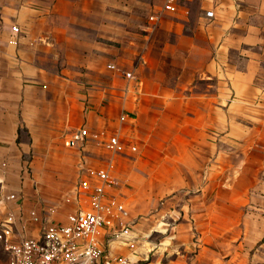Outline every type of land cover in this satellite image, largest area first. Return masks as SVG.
<instances>
[{"label":"crops","instance_id":"1","mask_svg":"<svg viewBox=\"0 0 264 264\" xmlns=\"http://www.w3.org/2000/svg\"><path fill=\"white\" fill-rule=\"evenodd\" d=\"M152 3L157 21L134 12ZM164 3L0 0V222L19 239L39 233L32 211L66 221L77 208L80 166L116 165L101 132L128 133L143 141L132 164L144 168L151 197L156 182L160 197L191 186L192 226L206 214L214 231L220 182L242 217L232 225L238 242L222 247L214 236L192 241L190 255L173 239L153 251L114 240L112 253L141 264H264V0H176L174 12ZM125 52L123 73L135 81L117 72ZM81 127L91 134L83 145H56ZM107 151L111 160L102 162ZM117 191L109 190L125 203ZM172 201L162 213H180Z\"/></svg>","mask_w":264,"mask_h":264},{"label":"built area","instance_id":"2","mask_svg":"<svg viewBox=\"0 0 264 264\" xmlns=\"http://www.w3.org/2000/svg\"><path fill=\"white\" fill-rule=\"evenodd\" d=\"M176 0H165L164 11L174 12ZM213 17V11H207ZM149 19L157 21L158 14ZM14 34L19 32L13 26ZM114 68V65L112 66ZM129 80H137L132 71L125 72ZM126 115H121L124 120ZM91 136L86 127L68 134L64 140L67 147L83 145ZM98 138V134L93 135ZM104 146L114 152L124 151L119 134L101 132ZM133 150L137 147L133 146ZM116 184L112 170L107 167H93L82 164L75 187L77 208L67 215L66 221L40 219L32 211L33 218L40 221L36 236L15 238L16 231L9 221L0 222V243L8 256V264H141L128 256L112 253L106 244L117 240L125 246L135 248V236L127 222L129 212L124 203L110 194ZM8 199H15L11 194Z\"/></svg>","mask_w":264,"mask_h":264},{"label":"rangeland","instance_id":"3","mask_svg":"<svg viewBox=\"0 0 264 264\" xmlns=\"http://www.w3.org/2000/svg\"><path fill=\"white\" fill-rule=\"evenodd\" d=\"M127 1L128 0H124V2L126 3ZM138 4L135 7L136 10L134 12L137 13V15L140 17L149 19L150 9H152L153 3L151 6L147 7L148 9L145 7L140 8L138 7ZM11 29H13V26L11 27ZM18 39L19 36L17 38L13 36L10 41L11 44H17ZM142 44L143 43L141 42V45ZM142 50L143 49H141V52H143ZM129 61L130 60L128 54L127 52H125V55H123V59L118 65L119 69L117 70V72H120V75H123L125 79L126 76L123 72L128 69ZM110 66L109 69L113 70L114 68ZM143 72L146 74V70H143ZM105 102H107V100ZM126 113L127 112H123L121 113V115ZM67 135L68 134L58 135L56 139V145L65 147L64 140ZM120 139L123 142L125 148L122 152L114 153L116 165L114 169H112V173L116 180V184L114 186H117V192L122 196L125 203L127 204L126 205L124 202L119 200L120 202L124 203L129 212L127 222L130 224V230L133 232L136 238V244L140 242L142 246V244L144 243L147 251L151 249L153 251V248L151 247L154 243H157L158 246L161 240L170 243L173 239L182 243L183 246L181 247V249H185V252L190 255L194 252L195 249H197V246L193 245L192 241H196L197 239L200 240L203 238V236L205 237V239H207L208 236H214L215 239H217V241H219V243L221 244V247L224 244H232L234 242H238V227H233L232 225L236 220L239 221V218L242 217V214L239 208L235 207L236 199L230 197L231 194L229 195V189L227 188V186H225V184L220 182L216 184L217 196L215 201L217 213L215 219V230L211 231V228L208 227L206 214L201 215V227L197 229L191 224L192 214L190 210L193 202L191 198V194L193 193L192 187L189 186L177 188L173 193H170L169 195H166V191L164 190V196L160 197V183L152 182V187L153 189L157 188L156 190L158 192V195L151 197V187H149V185L145 182L146 173L144 171V168L134 166L132 164V161L136 160V156L140 152V146H142L143 141L140 138L138 139L132 137L128 133L121 135ZM218 140L219 139H217V141ZM133 146H136L138 148L136 150H133ZM109 151L107 152L109 153ZM108 153H102V155H100L99 158L102 160V162H108L111 160V152L109 154ZM233 160L238 161V155H235V157H233ZM207 174L208 167L206 164L203 168V171L201 172L202 178L206 179ZM175 194L177 198L173 197V195ZM113 196L116 198L115 195ZM169 198L173 199V203L171 204L174 205L176 209H180V213L164 214L161 212V209L165 206L166 200H168ZM242 209L245 213L253 210V208L249 204L243 205ZM176 223H181L179 229L173 228ZM144 233L147 235L145 236ZM106 248L108 251H111V242L109 245L106 244ZM0 264H8V256L6 251L4 250L2 243H0Z\"/></svg>","mask_w":264,"mask_h":264}]
</instances>
